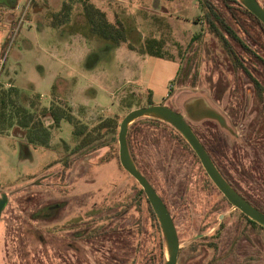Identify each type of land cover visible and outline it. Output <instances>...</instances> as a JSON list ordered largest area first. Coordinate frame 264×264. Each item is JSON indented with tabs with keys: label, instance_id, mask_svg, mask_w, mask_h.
Masks as SVG:
<instances>
[{
	"label": "rangeland",
	"instance_id": "obj_1",
	"mask_svg": "<svg viewBox=\"0 0 264 264\" xmlns=\"http://www.w3.org/2000/svg\"><path fill=\"white\" fill-rule=\"evenodd\" d=\"M108 2L120 4L110 18L103 11L122 22L127 37L115 47L88 33L81 0H0V84L14 86L23 105L32 101L31 112L58 104L87 129L73 137L69 122L54 127L46 112L47 146L27 143L14 120L0 132V195L6 194L0 264H149L160 234L151 209L138 198L139 185L119 163L117 131L126 112L150 101L182 112L184 100L206 95L226 113L235 105L234 93L241 96L236 118L228 117L236 136L207 120L191 125L220 142L231 176L264 205V133L258 130L264 117L256 132L251 86L231 69L225 43L208 23V2L257 51L250 22L221 0ZM63 3L70 5L68 17L55 18ZM229 13L244 24L237 28ZM152 37L161 42L163 58L128 47ZM229 39L226 44L248 59ZM245 62L252 70L250 59ZM129 135L137 159H147L159 190L177 206L179 231L182 223L198 220L200 212L190 213L177 198L191 188L195 164L188 153L180 155L173 136L151 120H136Z\"/></svg>",
	"mask_w": 264,
	"mask_h": 264
},
{
	"label": "flooded vegetation",
	"instance_id": "obj_2",
	"mask_svg": "<svg viewBox=\"0 0 264 264\" xmlns=\"http://www.w3.org/2000/svg\"><path fill=\"white\" fill-rule=\"evenodd\" d=\"M257 1L259 4L264 6V0ZM229 15L231 18L232 16H235L233 13H229ZM238 16L243 20L250 22L249 25L251 26V29L254 33V36L251 38V42H253V45L255 48H257V51L243 42L240 36H238L236 30L232 28L228 22H225V26L222 29H219L216 34L225 43V45H223V51L227 58L230 57L231 59V61H228L232 67L231 69L235 70L238 68V70L244 74L245 78L247 79V83L251 86L252 98L250 102H253L254 108L256 110L253 120V127L256 130V126L261 121V118L264 117V58L260 54V52L264 53V24L260 22L254 15L253 16L262 24V26H260L252 18H243L241 13H239ZM232 21H234V24L237 26V28L244 24V21L239 20V18H232ZM227 38H230L229 40H232V42L236 43L241 51L244 52L246 56H248V59H250L253 66L252 70H249V68L246 66L245 61H248V59L240 58L236 50L226 44ZM234 94L235 105L229 107L226 113L215 106L206 97V95H194L203 97L211 107L216 109L224 118L228 128L222 127L215 119L211 118H203L196 121L188 117H185V119L223 179L244 200L264 213V205L255 200L251 195H249L247 191L241 188V185L235 180L234 177L231 176L229 170H227V165L222 162L221 159L223 156V151L220 142L215 139L214 136H202V134L198 133V131H196V129H194V127L191 125L193 123L195 124L207 120L216 123L221 130L228 132L230 135L236 136L237 134L232 129V126L229 122L230 120L228 119V117H232V119L236 118V106L241 105L236 103L238 99H241V96L237 97L236 93ZM149 104L155 103L150 101L148 105ZM244 107L245 102L244 104L242 103V107L239 110L240 117L245 113ZM169 108L184 114L183 106L181 107L182 112L172 107ZM141 119L151 120L152 122L165 127L170 135L173 136L174 141L178 146L177 149L179 148V150L182 151L179 152V154L183 156V153L187 152L195 164V167L189 176L191 178V181H189L191 188H182V192L179 193L177 198L179 205L184 206V209L190 211V213L195 211L200 212V214L198 220H190L188 222L182 223L183 229L181 231L178 229L175 221L176 217L173 214L175 212L172 209L174 207L178 209L177 206L167 202L152 176L153 171L149 162L146 158H144V160L137 159L136 153L133 150V146L131 147V143L128 140L130 137V126L136 120ZM136 120H134L127 128V147L138 170L153 187L154 191L160 197L170 214L179 242L176 264H264V226L231 204V202L210 179L205 169L201 165L196 153L176 128H174L169 123L156 118L141 117ZM258 130H260L261 133H264V123L260 125ZM183 138L185 139L186 143ZM186 191L187 193L185 195ZM138 193L140 196L138 198L143 200L145 204L148 205L149 202L145 196V193L143 192V194H141L140 191H138ZM149 206L153 211L150 204ZM259 207H261L263 211ZM227 213H232V215L228 221H224L225 215ZM233 214L235 216H233ZM157 226L162 241V234L158 221Z\"/></svg>",
	"mask_w": 264,
	"mask_h": 264
},
{
	"label": "water",
	"instance_id": "obj_3",
	"mask_svg": "<svg viewBox=\"0 0 264 264\" xmlns=\"http://www.w3.org/2000/svg\"><path fill=\"white\" fill-rule=\"evenodd\" d=\"M238 1L264 24V6L259 4L257 0ZM182 106L184 114L158 103L132 108L121 118L117 131V152L119 163L122 168L132 178H134L138 185L142 188L157 217L162 234V264H176L179 242L174 224L166 206L156 194L147 179L138 170L127 147V128L134 120L138 118L151 117L160 119L176 128L194 150L210 179L231 202V204L264 226V213L244 200L223 179L185 119V117H188L196 121L203 118H211L215 119L222 127L228 128L222 115L216 109L211 107L209 103L201 96L187 98L183 101ZM5 201L6 194L2 193L0 195V211Z\"/></svg>",
	"mask_w": 264,
	"mask_h": 264
},
{
	"label": "trees",
	"instance_id": "obj_4",
	"mask_svg": "<svg viewBox=\"0 0 264 264\" xmlns=\"http://www.w3.org/2000/svg\"><path fill=\"white\" fill-rule=\"evenodd\" d=\"M221 2L232 12H240L244 18H252L260 26H262V24L237 0H221ZM230 4H236L238 8H232ZM69 8V4L63 3L61 10L55 15V18H59L57 17L58 14L62 15L60 19L63 17L67 18V12L69 11ZM208 11L210 15L208 18V23L212 26L213 30L217 32L219 29H222L225 26V16L219 9L212 6L209 2ZM81 13L84 18L86 30L90 35L97 37L99 40L109 42L114 47L118 46L121 42H127L125 28L122 22L119 20L114 22L108 20L105 12L91 1L81 0ZM62 21H65V19L60 20V23H62ZM160 43L161 42L158 39L152 37L146 38L138 48H135L130 43H128V47L130 49H137L141 54L163 58V54L159 47ZM17 93V89L14 86L4 87L0 84V132L10 128L12 121L14 120L16 121L15 125L17 127L20 126L21 128L25 129L23 136L25 137L27 143L33 146H47L50 128L45 125L41 119V115L46 112L49 114L52 120L51 125L54 127H58L60 120L69 122L72 125L71 134L73 137H77L87 132L86 126H78L72 114L64 110L60 105L51 104L46 109L43 108L39 110V112L34 113L30 110V108L33 107V102L31 101L27 106L23 105L21 102H19L20 98L19 96L17 98ZM100 126H102V124H100L98 127ZM183 140L185 141L184 138ZM139 191L141 194H143L140 187ZM259 208L263 211L261 207ZM151 213L157 226L156 216L152 210ZM153 252L154 254L151 260H149V264H161L162 244L160 237L157 238Z\"/></svg>",
	"mask_w": 264,
	"mask_h": 264
},
{
	"label": "crops",
	"instance_id": "obj_5",
	"mask_svg": "<svg viewBox=\"0 0 264 264\" xmlns=\"http://www.w3.org/2000/svg\"><path fill=\"white\" fill-rule=\"evenodd\" d=\"M97 7H99L100 9L104 10L107 14V16L110 18V13H113V11L111 10L112 7L114 6H118L120 4L118 3H110L108 2V0H91ZM119 1V3H121L122 5H124V0H117ZM52 122V120H51ZM45 124V123H44Z\"/></svg>",
	"mask_w": 264,
	"mask_h": 264
},
{
	"label": "built area",
	"instance_id": "obj_6",
	"mask_svg": "<svg viewBox=\"0 0 264 264\" xmlns=\"http://www.w3.org/2000/svg\"><path fill=\"white\" fill-rule=\"evenodd\" d=\"M2 62V61H1Z\"/></svg>",
	"mask_w": 264,
	"mask_h": 264
}]
</instances>
